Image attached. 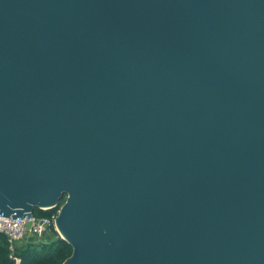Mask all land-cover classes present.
<instances>
[{
  "label": "water",
  "instance_id": "obj_1",
  "mask_svg": "<svg viewBox=\"0 0 264 264\" xmlns=\"http://www.w3.org/2000/svg\"><path fill=\"white\" fill-rule=\"evenodd\" d=\"M56 206L62 264H264V0H0V215Z\"/></svg>",
  "mask_w": 264,
  "mask_h": 264
},
{
  "label": "trees",
  "instance_id": "obj_2",
  "mask_svg": "<svg viewBox=\"0 0 264 264\" xmlns=\"http://www.w3.org/2000/svg\"><path fill=\"white\" fill-rule=\"evenodd\" d=\"M57 209L58 206L49 209L35 208L33 214L49 216ZM20 242H18L15 251L19 262H15L10 257L6 237L0 233V264H62L72 252V247L61 238L54 227L42 239Z\"/></svg>",
  "mask_w": 264,
  "mask_h": 264
},
{
  "label": "built area",
  "instance_id": "obj_3",
  "mask_svg": "<svg viewBox=\"0 0 264 264\" xmlns=\"http://www.w3.org/2000/svg\"><path fill=\"white\" fill-rule=\"evenodd\" d=\"M55 213L49 216H36L32 214L29 217H17L11 219V216L0 215V233L6 237L10 257L15 262H19V257L15 254L18 242L25 240L27 236H37L42 238L50 231L52 227L56 229Z\"/></svg>",
  "mask_w": 264,
  "mask_h": 264
},
{
  "label": "rangeland",
  "instance_id": "obj_4",
  "mask_svg": "<svg viewBox=\"0 0 264 264\" xmlns=\"http://www.w3.org/2000/svg\"><path fill=\"white\" fill-rule=\"evenodd\" d=\"M32 239H42V238H40V237L38 238L37 236H30V237L27 236V237L25 238V240H22L21 242H23V241H27V240H32ZM21 242H20V243H21Z\"/></svg>",
  "mask_w": 264,
  "mask_h": 264
}]
</instances>
